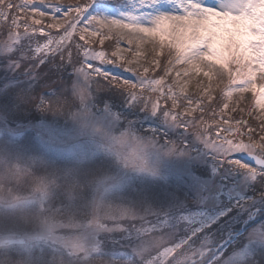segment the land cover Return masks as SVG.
<instances>
[{"label": "snow or ice", "instance_id": "snow-or-ice-1", "mask_svg": "<svg viewBox=\"0 0 264 264\" xmlns=\"http://www.w3.org/2000/svg\"><path fill=\"white\" fill-rule=\"evenodd\" d=\"M0 264H264V0H0Z\"/></svg>", "mask_w": 264, "mask_h": 264}, {"label": "rangeland", "instance_id": "rangeland-1", "mask_svg": "<svg viewBox=\"0 0 264 264\" xmlns=\"http://www.w3.org/2000/svg\"><path fill=\"white\" fill-rule=\"evenodd\" d=\"M53 2L73 3V2H75V0H53ZM108 43H109L108 41H105V44H108ZM142 52L144 53L145 56H147L150 59L151 58V45L150 44L144 45L142 47ZM142 62H144V61L142 60ZM195 79L196 78H193L192 85H190V87H189V93L190 94L194 91L193 85L195 84ZM225 84H227L226 78L223 82H220L218 80H214L213 81V87H214L215 91L213 94L219 95L221 89L224 88ZM239 100H240L239 94L234 93L233 97L229 101V106H230V109L232 107H237L238 110L235 113H231V115H234L237 118H240L243 116L244 119H248L246 112L245 113L240 112L239 108H244L245 110L252 108L254 105V98H253L251 93H244V100L237 105V101H239ZM225 114H229L228 110H226Z\"/></svg>", "mask_w": 264, "mask_h": 264}]
</instances>
